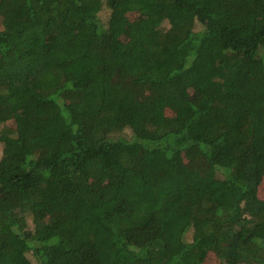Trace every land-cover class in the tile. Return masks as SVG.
I'll list each match as a JSON object with an SVG mask.
<instances>
[{
    "label": "trees",
    "instance_id": "1",
    "mask_svg": "<svg viewBox=\"0 0 264 264\" xmlns=\"http://www.w3.org/2000/svg\"><path fill=\"white\" fill-rule=\"evenodd\" d=\"M0 264H264V0H0Z\"/></svg>",
    "mask_w": 264,
    "mask_h": 264
},
{
    "label": "rangeland",
    "instance_id": "2",
    "mask_svg": "<svg viewBox=\"0 0 264 264\" xmlns=\"http://www.w3.org/2000/svg\"><path fill=\"white\" fill-rule=\"evenodd\" d=\"M0 148H1V145H0ZM259 194L262 195V196H264V180H263V182H262V184L260 186V192H259ZM207 261H208L207 264H212V262H213L212 257H208Z\"/></svg>",
    "mask_w": 264,
    "mask_h": 264
}]
</instances>
